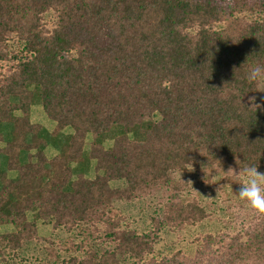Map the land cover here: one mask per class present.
I'll use <instances>...</instances> for the list:
<instances>
[{
  "label": "trees",
  "instance_id": "trees-1",
  "mask_svg": "<svg viewBox=\"0 0 264 264\" xmlns=\"http://www.w3.org/2000/svg\"><path fill=\"white\" fill-rule=\"evenodd\" d=\"M258 63L264 0H0V264L34 241L38 264L58 261L39 221L70 233L68 264H264V216L241 204L193 254L154 247L224 209L213 189L239 184L223 170L264 163ZM189 169L194 194L175 176ZM150 196L151 229L124 224L116 202Z\"/></svg>",
  "mask_w": 264,
  "mask_h": 264
},
{
  "label": "rangeland",
  "instance_id": "rangeland-1",
  "mask_svg": "<svg viewBox=\"0 0 264 264\" xmlns=\"http://www.w3.org/2000/svg\"><path fill=\"white\" fill-rule=\"evenodd\" d=\"M50 15L47 14V18ZM10 47L17 51L20 49V43H18L16 40L10 41ZM262 88H264V84L259 85L258 90L255 94V100L260 101L264 99V91H260ZM31 121L32 122H38L49 128L50 130L53 129L55 126V121L52 120L44 111L43 106L41 104H33L31 108ZM66 132H72L71 127L65 128ZM91 140V134L87 136V141ZM112 144V140L107 141L106 145L109 146ZM58 152V149L54 146H50L46 149V153L49 157H53ZM94 164V162H93ZM191 170V171H189ZM188 171H180L175 176L177 180H181L182 182H185V178L187 179V186L185 188V183H181V189L182 191L186 192V189L189 190V193H196L199 190L195 189L196 182H200L199 177L196 175V173L193 172V169H189ZM261 173H264V163L260 166L259 170ZM15 172L11 171L10 175H14ZM95 175V170L91 169V172L88 174V176L93 177ZM182 176V178H181ZM191 181L192 183H190ZM121 183V181H113L111 182L112 185L117 186ZM203 186V183L200 184V187ZM239 187H232L226 188L228 190L227 193H223V190L219 191L217 189H213V193L215 194V198L218 200L217 205H220L224 207V209L220 210L219 213L215 214L209 207V211L212 212V217H207L201 222H198L196 224L189 225L181 230L178 231H171V230H164L159 234V239L156 240L154 247H155V253L160 254H170L175 250L181 249L185 251L186 253H194V251L197 248V245L200 243L202 238L207 233H214L221 231L224 226V221L221 220L222 217H226L224 213H227L225 211V207L227 205L231 206V211L238 210V205H243L245 209H248V206L245 202L240 201L238 198V190ZM206 190H210V187L205 186ZM211 191V190H210ZM209 193V192H207ZM206 193V194H207ZM237 194V195H236ZM206 200L209 199L208 196H205ZM205 200V201H206ZM209 199L208 201H210ZM154 204L155 199L153 196L144 198V199H134L130 201H118L116 202V206L120 208L121 212L125 215V219L123 220V223L126 225H130L133 228L138 229L139 231H146L148 229H151L152 227V220L151 215L154 211ZM207 205V202H206ZM31 217V214H29ZM39 232L43 236L52 237L55 247L58 249L57 253L59 254L58 261L56 263H50V264H68L65 260L68 259L70 255L69 251V244H68V237L70 233L66 232L64 229L59 228L52 231V226L44 221H39ZM9 228L8 226L4 225L1 226L2 229ZM63 245V246H62ZM67 247V249H66ZM47 251L45 250V247L43 244L38 242H28L20 252V255H22V264H38V260L41 257H44ZM14 261V260H13ZM18 261V259H17ZM123 264H134V260L131 258L126 257L123 261Z\"/></svg>",
  "mask_w": 264,
  "mask_h": 264
},
{
  "label": "clouds",
  "instance_id": "clouds-1",
  "mask_svg": "<svg viewBox=\"0 0 264 264\" xmlns=\"http://www.w3.org/2000/svg\"><path fill=\"white\" fill-rule=\"evenodd\" d=\"M246 79L248 83L253 85L264 84V64L258 63L251 67L247 72ZM260 91H264V88ZM255 99V97L251 99L252 108L259 107L255 103ZM237 164H239L238 161ZM223 172L226 174L224 178L228 179L231 176L234 178L235 183L240 185L238 195L236 194L239 200L245 202L259 216H264V173L258 171V166L240 167L238 172L235 168L230 167L227 172L224 170ZM189 182L192 183L191 181ZM220 189H218V192Z\"/></svg>",
  "mask_w": 264,
  "mask_h": 264
}]
</instances>
